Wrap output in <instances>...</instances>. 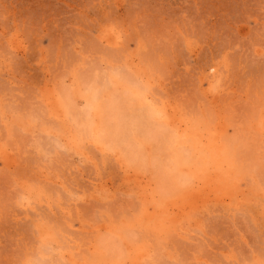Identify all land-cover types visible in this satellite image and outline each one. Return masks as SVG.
Segmentation results:
<instances>
[{
	"label": "rangeland",
	"instance_id": "374dc122",
	"mask_svg": "<svg viewBox=\"0 0 264 264\" xmlns=\"http://www.w3.org/2000/svg\"><path fill=\"white\" fill-rule=\"evenodd\" d=\"M0 264H264V0H0Z\"/></svg>",
	"mask_w": 264,
	"mask_h": 264
},
{
	"label": "bare ground",
	"instance_id": "6f19581e",
	"mask_svg": "<svg viewBox=\"0 0 264 264\" xmlns=\"http://www.w3.org/2000/svg\"><path fill=\"white\" fill-rule=\"evenodd\" d=\"M124 74V73H123ZM132 75V74H131ZM133 76V75H132ZM133 78V77H132ZM139 78V77H138ZM114 81V80H113ZM142 90V89H141ZM135 91V90H134ZM134 101L138 102L140 104V106H143L145 107L146 109H148L150 111V114L153 116V117H160V113L155 110V108L153 107V104L151 103V101L148 99L147 96H145V94L139 91H136L134 94ZM85 97V96H84ZM99 97V96H98ZM92 99V98H91ZM46 104H47V107L48 108H51V111H50V114L52 116H57V113H58V110H57V107L55 106V104L53 103V95L52 94H49L46 96ZM63 104V102H62ZM68 104V103H67ZM100 106L98 105V103L94 106H92L91 108V111L93 112L94 111V118H97L99 116V111H98V108ZM70 114V113H69ZM168 119V117H166ZM166 119V120H167ZM97 124V123H96ZM197 128V127H196ZM212 128V127H211ZM199 134L196 136L197 139H196V143L201 144L203 145V154H205V156L207 157V159L205 160L206 162V165H210L212 162H218L217 166H216V169H217V173L219 176L221 177H225L226 174L224 172V169L226 168V165H228L224 159H222L221 157L224 156V154H222V152L220 153V156H214V154H212V151H214V149L217 148V145L215 143V141L217 140V133H213V135H211L210 133H208V131H206V129L204 128V126H199L197 128ZM213 130V128H212ZM207 133V134H206ZM207 135V136H206ZM100 138V137H99ZM205 139V143H203ZM104 140V139H103ZM167 146H170L171 145V141L168 142L166 144ZM231 147V146H230ZM221 149V148H219ZM190 151V150H189ZM196 154V152H195ZM1 158L2 160L4 161V163L8 162L10 156L8 154V151L4 150L3 153L1 154ZM181 156V155H180ZM179 156V152H178V155L175 157L176 159V162H177V165L179 167L182 166V163H181V157ZM220 159V160H219ZM188 163V162H187ZM199 178V177H198ZM223 179V178H222ZM205 182V181H204ZM39 199V198H38ZM198 200V199H197ZM180 203V202H179ZM175 206V205H174ZM166 207V206H165ZM176 207V206H175ZM180 207V206H179ZM173 209V208H172ZM178 210V209H177ZM181 210V208H180ZM175 211V210H174ZM179 212V211H178ZM169 213V212H168ZM174 213V212H173ZM176 213V212H175ZM154 214V213H153ZM180 214V213H179ZM182 214V213H181ZM157 216V214H156ZM175 216V214H174ZM155 217V216H154ZM156 218V217H155ZM177 219V218H176ZM175 219V220H176ZM168 220V219H167ZM166 220V221H167ZM145 221V220H144ZM174 222V221H173ZM156 223V222H155ZM160 223V222H159ZM163 224V223H162ZM168 226V225H166ZM159 229V228H158ZM189 231V230H188ZM137 242V241H136ZM133 248V247H132ZM138 258V257H137ZM134 259V258H133Z\"/></svg>",
	"mask_w": 264,
	"mask_h": 264
}]
</instances>
